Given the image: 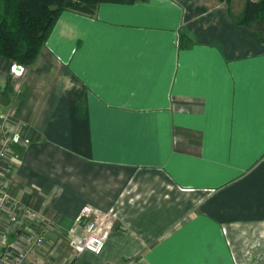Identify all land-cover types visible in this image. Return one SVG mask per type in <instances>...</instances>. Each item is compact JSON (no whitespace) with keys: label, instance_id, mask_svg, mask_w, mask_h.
Returning a JSON list of instances; mask_svg holds the SVG:
<instances>
[{"label":"crops","instance_id":"crops-1","mask_svg":"<svg viewBox=\"0 0 264 264\" xmlns=\"http://www.w3.org/2000/svg\"><path fill=\"white\" fill-rule=\"evenodd\" d=\"M246 1L64 10L23 74L0 56V138L20 135L0 189L38 212L14 228L5 209L0 244L43 234L30 264H264V19L237 23ZM103 215V252L74 251Z\"/></svg>","mask_w":264,"mask_h":264},{"label":"trees","instance_id":"trees-1","mask_svg":"<svg viewBox=\"0 0 264 264\" xmlns=\"http://www.w3.org/2000/svg\"><path fill=\"white\" fill-rule=\"evenodd\" d=\"M135 1L138 0H0V56L29 67L40 56L64 10L93 15L102 2ZM232 17L243 25L264 19V0H247L242 13Z\"/></svg>","mask_w":264,"mask_h":264},{"label":"built area","instance_id":"built-area-1","mask_svg":"<svg viewBox=\"0 0 264 264\" xmlns=\"http://www.w3.org/2000/svg\"><path fill=\"white\" fill-rule=\"evenodd\" d=\"M25 69V65L14 63L11 67V72L16 75H21ZM19 142V134H7L0 138V167L3 160L8 157L10 150ZM16 208L17 211H15ZM5 209L10 210L8 220L10 225L14 228L22 227L25 220L31 221L38 217V212H36L33 208L27 205L21 206V204L11 200L3 189H0V214L3 213ZM105 217L106 216L103 215L96 216L91 219L86 225V235L83 238L70 239V244L74 248V251L77 253L89 251L94 254H100L103 252L108 236V231L105 228ZM1 222L2 218L0 216V223ZM44 238L43 234L27 235L24 239V248L20 250L14 249L10 245L4 246L0 244V264H30L28 257L29 253L35 252L36 245L42 244L44 242Z\"/></svg>","mask_w":264,"mask_h":264},{"label":"water","instance_id":"water-1","mask_svg":"<svg viewBox=\"0 0 264 264\" xmlns=\"http://www.w3.org/2000/svg\"><path fill=\"white\" fill-rule=\"evenodd\" d=\"M16 233L12 232L8 235L7 243L9 244L11 241L15 240Z\"/></svg>","mask_w":264,"mask_h":264},{"label":"rangeland","instance_id":"rangeland-1","mask_svg":"<svg viewBox=\"0 0 264 264\" xmlns=\"http://www.w3.org/2000/svg\"><path fill=\"white\" fill-rule=\"evenodd\" d=\"M235 4H237V3H235ZM3 9V8H2ZM2 9L0 8V10L2 11ZM13 11H12V15H14V8L12 9Z\"/></svg>","mask_w":264,"mask_h":264},{"label":"bare ground","instance_id":"bare-ground-1","mask_svg":"<svg viewBox=\"0 0 264 264\" xmlns=\"http://www.w3.org/2000/svg\"><path fill=\"white\" fill-rule=\"evenodd\" d=\"M5 134V133H4ZM9 135V134H8ZM11 135H13V134H11Z\"/></svg>","mask_w":264,"mask_h":264}]
</instances>
